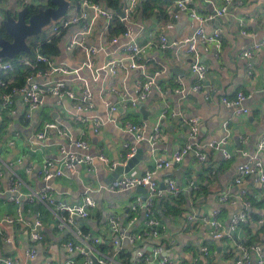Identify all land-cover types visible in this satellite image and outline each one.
Listing matches in <instances>:
<instances>
[{
    "label": "crops",
    "instance_id": "1",
    "mask_svg": "<svg viewBox=\"0 0 264 264\" xmlns=\"http://www.w3.org/2000/svg\"><path fill=\"white\" fill-rule=\"evenodd\" d=\"M40 1L0 0V14L38 5ZM75 1H70L69 14L79 11V4ZM129 1L121 0L120 10ZM158 1L152 17L144 18L137 13L134 18L137 41L141 45L154 41V46L144 55L143 61L147 62L150 74L156 78L158 88L153 90L147 101L132 107L129 101L137 95L134 88L138 75L136 71L128 69L116 76L103 75L97 83L90 82L94 111L105 121V125L97 137L89 139V148L85 152L75 147H70V150L89 155L91 163L69 173L62 165L63 155L60 152L62 145L69 147L68 141L58 139L55 135H50L43 142H38L36 138L44 123L51 120L61 122L74 141L82 138L85 124L72 119L73 103L70 101L65 100L58 105L53 99H48L28 121L25 117L26 107L17 96L15 107L18 114L12 116L4 112L0 115V123L6 126L3 143H0V257H16L24 264H65L68 259L81 261L83 258L80 254H72L67 250V242L83 245V240L88 241L86 237H98L106 245L105 250L100 251L112 260V264H160L158 260L150 261L155 248L159 246L164 251L162 257L169 258L172 264H199L200 261L203 264H236L241 247L253 245L261 247L264 258V223H260L264 219V191L253 178L247 179L242 185L235 184L239 166L254 156L264 163V151L259 152L258 148L264 139V49L253 59L252 76L248 74L247 62L239 57L242 50L264 39V0H233L226 15L205 23L209 33L217 28L223 30V51L218 56L214 48L209 51L200 48L202 62L210 66L204 89L200 92L192 90L196 82L191 70L193 57L182 47L159 50L156 35L157 28L173 22L175 28L167 33L168 40L180 42L192 35L196 24L187 14L180 15L178 19L173 17L178 12L177 0ZM221 5V1L215 3L218 8ZM194 6L204 14H211L212 5L205 1L194 0ZM112 12L118 14V11ZM101 24L87 39L90 46L101 49L95 57L97 66L124 56L120 46L107 44L111 37L104 33L101 35ZM244 32L246 35H243ZM68 34L64 37L65 41ZM62 46L57 62L76 65L81 60V53L76 50L69 54ZM68 82L78 83L77 80ZM210 89L228 98L243 92L248 96L244 106L249 108V114L238 115L236 109L219 102L218 96L207 100L205 94ZM121 93L125 95L127 103L122 102ZM112 105L119 106L117 112H110ZM141 105L148 112V120H145ZM163 113H167V116L162 118V133L155 146L147 140L137 144L136 137L122 129L123 124L129 121L143 126L146 137H149ZM177 117H180L178 122ZM189 119L199 121L195 138L183 123ZM224 140L227 142L225 145ZM126 143L136 146L135 156L138 155L139 159L129 173L114 179L116 169L125 167L131 159L129 150L125 148ZM191 143H216L220 147L208 149L205 162L198 161L192 152L179 165L156 173L154 181L159 189L168 178L175 180L181 189L178 197L165 195L156 202V217L163 227L161 236L145 238L136 245L122 240L121 249L117 252L115 242L120 235L141 234L145 230L143 209L140 207L134 211L133 207L139 198L144 203L146 196L137 190L111 193L103 188L126 175L143 174L153 168L157 161L171 159L178 148ZM225 153L231 158L226 159ZM100 156L116 163L117 168L102 161ZM47 160L54 161L56 168L64 171L62 177L50 183L57 201L79 204L90 193L96 203L95 208L90 210V217L78 219L73 226L74 231L81 234L80 239L72 232H61L53 213L45 204H30L25 199L16 203L8 196L15 175L25 184L19 189L20 195L28 194L30 189L43 188L46 183L37 170L43 169ZM5 164L13 166L11 171L4 169ZM160 200L162 203L158 210ZM242 211H247L248 222L241 225L231 238H213V228L205 223V219H217L224 230L229 231L231 218ZM189 215H194L195 220H189ZM18 217L23 221L19 222ZM7 218H15L18 222L9 224ZM113 218L119 223L116 233L110 225ZM36 222L42 223L39 229L44 237L42 242H35L31 237ZM203 247L210 251L207 259L202 255ZM32 250L36 251L34 259L28 257ZM138 251L146 255L148 263H136ZM259 259L260 256L254 253L252 264H258Z\"/></svg>",
    "mask_w": 264,
    "mask_h": 264
},
{
    "label": "built area",
    "instance_id": "2",
    "mask_svg": "<svg viewBox=\"0 0 264 264\" xmlns=\"http://www.w3.org/2000/svg\"><path fill=\"white\" fill-rule=\"evenodd\" d=\"M71 1V0H69ZM141 0H130L121 10L124 17H121L115 12L109 11L102 4L95 0H78L79 8L78 12L74 14H68L61 18L59 21L52 22L48 29H45L47 35L61 37L64 40L67 32V40H62V47L67 53L72 54L76 50L81 53V60L76 65L68 66L57 62L56 57H48L37 53L33 58L26 55L18 56L14 62L1 61L0 72L7 75V78L0 77V115L3 112L10 113L12 116L18 114V109L15 107L16 97L19 96L23 105L26 107V120L31 121L33 115L39 112L40 108L45 104L48 99H53L56 104L61 105L63 101L67 100L73 103L72 119L80 121L85 124L84 131L82 132V138L74 141L66 129V127L60 122L51 120L45 122L42 130L37 134L38 142H43L55 135L58 139H64L68 141L69 147L62 145L60 152L63 155L62 165L64 169L73 173L79 166L86 165L92 162V158L87 154H80L70 150V147L85 152L89 148V139L97 137L102 131L105 125V121L97 116L94 111L93 104V92L90 87V82H99L103 75L116 76L121 71L133 70L138 73L134 88L136 90V98L129 101L132 107H137L139 104L147 101L152 94L153 90L158 88L157 80L153 77L149 70L146 61H143L144 55L152 49L154 41H150L145 45H141L136 39V26L134 18L138 13ZM206 3L212 5V9L215 13L204 14L203 11L194 6V0H177L176 7L177 13L173 14L175 19H178L180 15L187 14L192 20L193 24H199L194 27L192 35L186 37L180 42L171 43L168 40L167 33L175 28L173 22L167 23L164 26L156 29V35L159 39L157 47L159 50L165 51L170 47H182L186 52L193 57L191 64V70L196 78V82L192 88L194 92H200L204 89V82L206 77L210 73V66L203 63L201 60L200 48L203 47L204 51H209L214 48L217 55L220 56L223 51V30L217 28L213 33H209L205 28V23L213 21L216 18H221L228 13L229 6L233 0H204ZM217 1H221L220 8L215 6ZM50 0H41L40 4L36 6L47 8L49 7ZM71 3V2H70ZM1 15V14H0ZM118 16L125 27L124 33L121 35L111 37L108 41L110 46H120L123 51V57L114 58L97 66L95 57L98 55L101 49H97L94 46H90L87 43V39L91 37L95 31L100 27L102 34H108V30L112 25L115 17ZM1 25V23H0ZM245 27V24L242 23ZM100 35V36H101ZM243 35H246L244 32ZM264 49V39L257 42L244 50L239 54V57L247 62L248 74L253 75V59L257 53ZM30 69V73L26 78V82L22 87H13L10 92L7 89L13 83L11 75L16 72L17 65ZM68 80L78 83L71 84ZM113 92V90H112ZM122 94V93H121ZM218 96V101L229 108L236 109L238 115H247L250 110L244 106L248 96L243 92L236 94L234 98H228L226 96L219 95L215 89H210L205 94L207 100H213ZM122 102L127 103L125 95L122 94ZM119 109L118 105H112L110 112L115 113ZM167 113H163L162 117L158 120L157 126L153 133L146 137L144 133V127L134 124L132 122H125L123 124V131L130 133L136 137V143L148 141L151 145L155 146L159 142L161 131L162 118H165ZM184 125L189 127L191 136L195 138L199 131L198 119L184 120ZM227 126V125H226ZM19 135V133H17ZM223 145L227 142L224 140ZM220 144L205 143L197 144L191 143L184 147L178 148L172 155L171 159L159 160L155 166L141 175H126L121 179L113 182L112 184L103 188L111 193L126 192L136 190L138 188H144L148 190L144 203L142 198H139L137 204L133 207L136 211L138 208H142L145 216V230L141 234L135 235H120L115 242L117 246V252H119L121 241L127 240L131 244H138V242L148 237L159 238L162 233V223L156 217V202L160 197L168 195L170 197H178L181 194V189L177 182L171 178L165 181L166 190L159 189L158 185L154 181V176L158 171L168 170L176 165L182 163V161L190 153H195L198 161L205 162L207 160L206 151L208 149H217ZM125 148L129 150V157L133 158L137 153L135 145L125 144ZM259 152L264 151V139L258 144ZM225 158L230 159L231 156L225 153ZM102 161L108 163L111 167L117 168L116 163H111L104 156H100ZM12 165H4V169L11 171ZM31 171V170H30ZM38 175L46 183L40 190H32L25 195L19 194V189H22L24 181L15 175L10 186V198L16 203L24 201L30 204L43 203L53 213L57 222V228L61 232H72L77 238H81L79 232H75L73 226L78 219H87L90 217V210L95 208L96 203L92 198V195L88 193L85 195L83 201L79 204H69L66 201H57L54 196L53 187L51 181L62 177L64 171L56 168V163L52 160H47L43 169L37 170ZM2 170H0V176ZM253 178L261 185L264 191V163L256 156L252 157L247 163L239 166L237 177L235 179L236 185H242L247 179ZM189 220H195L194 215L188 216ZM18 221H23L18 217ZM15 218H7L6 222L9 224H15L18 222ZM248 222L247 211H242L231 218L229 231L224 230L223 225L214 219L210 221L205 219V223H209L213 228V238L216 240H223L225 238H231L232 234L243 224ZM260 223H264V219L260 220ZM110 225L114 233L119 231V223L117 219L110 220ZM42 226L41 222H36L32 227L31 237L35 242H42L44 240L43 235L39 231ZM88 241L83 240V245L77 244L74 241H68L66 244L67 250L74 254L77 252L83 258L81 261L77 259H68L65 264H112V260L99 250V246L102 245L101 238L98 237H86ZM162 247L155 248L151 262L158 260L160 264H172L171 260L167 257H162ZM202 255L205 259L210 255V251L207 247H203ZM240 255L236 264H252V255L256 253L260 256L258 264H264V258L262 255V249L258 245L250 247H241L239 251ZM91 255L97 258V263L94 262ZM28 257L34 259L36 257V251L29 252ZM136 263H148L149 259L142 251H138L136 255ZM0 264H24L21 259L16 257H0Z\"/></svg>",
    "mask_w": 264,
    "mask_h": 264
},
{
    "label": "water",
    "instance_id": "3",
    "mask_svg": "<svg viewBox=\"0 0 264 264\" xmlns=\"http://www.w3.org/2000/svg\"><path fill=\"white\" fill-rule=\"evenodd\" d=\"M50 1L52 6L47 8L33 5L34 8L37 9V12L33 14L30 12L32 5H28L19 11L7 10L5 13L0 15V27H4L5 32L9 37V39H7L0 33V62L5 59L14 62L20 55L31 54L32 49L28 43V40L30 38L40 36L45 28L50 26L52 22L59 21L68 14L71 5L69 0ZM211 13H215L212 8ZM118 14L121 17H124V14L120 9L118 10ZM196 26H199V24L196 23ZM171 43L172 40L170 41V44ZM141 109L145 116V120H148V112L144 110V105H141ZM179 119L180 117H177V122ZM239 149H241L240 146ZM138 159V155L134 156L128 161L125 167L119 166L113 175L114 179L119 178L120 175L129 173L136 166ZM161 189L165 191L166 185L163 184ZM136 190L138 193H142L144 195H147L148 193V190L144 188H138ZM9 195L10 194H8V196ZM161 203L162 200L158 201V210L161 208ZM36 207H38V205H36ZM91 257L94 262L97 263V258L94 255H91ZM199 264H203V261H200Z\"/></svg>",
    "mask_w": 264,
    "mask_h": 264
},
{
    "label": "trees",
    "instance_id": "4",
    "mask_svg": "<svg viewBox=\"0 0 264 264\" xmlns=\"http://www.w3.org/2000/svg\"><path fill=\"white\" fill-rule=\"evenodd\" d=\"M95 1L103 3L106 7H108L112 11H118L122 6L121 0H95ZM75 2L79 4L78 0ZM158 2H159L158 0H142L139 6L138 13L141 14L144 18L152 17L154 15L153 9L155 8V6L157 7ZM49 6H52L51 1L49 2ZM30 12L32 14L36 13L37 9L34 8V6H31ZM124 31H125V27L123 23L121 22L120 18L116 16L112 25L108 30V35L110 37H115L121 35L122 33H124ZM0 33L5 38L9 39V37L5 32L4 27H0ZM62 40L63 39L61 37L47 35L46 31H44L40 36L29 39L28 43L32 49V53L29 55L27 54L25 55L27 57L33 58L37 53H40L48 57L58 58L61 55ZM4 61H10V60L5 59ZM15 64L17 65L16 72L13 75H11L13 79V83L11 84V86H9L7 92H10L13 89V87H22L25 84L26 78L30 73V69H26L25 67L18 65L17 62ZM0 77L7 78V75H4L0 72ZM3 114L4 112L1 113V115ZM5 130H6V126H2V123H0V143H3L4 137L2 136L6 134ZM105 247L106 245L102 244L99 246V250H105L104 249Z\"/></svg>",
    "mask_w": 264,
    "mask_h": 264
},
{
    "label": "rangeland",
    "instance_id": "5",
    "mask_svg": "<svg viewBox=\"0 0 264 264\" xmlns=\"http://www.w3.org/2000/svg\"><path fill=\"white\" fill-rule=\"evenodd\" d=\"M45 29H48V28H45Z\"/></svg>",
    "mask_w": 264,
    "mask_h": 264
}]
</instances>
